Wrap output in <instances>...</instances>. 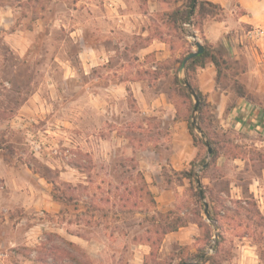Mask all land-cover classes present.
Instances as JSON below:
<instances>
[{"label":"crops","instance_id":"obj_1","mask_svg":"<svg viewBox=\"0 0 264 264\" xmlns=\"http://www.w3.org/2000/svg\"><path fill=\"white\" fill-rule=\"evenodd\" d=\"M184 1L178 0L174 6L165 0H142L133 5L125 0H105L101 6L86 3L80 12V6L67 8L64 16L54 17L50 24L77 46L76 58L80 64L79 74L66 49L54 56L62 65L64 78L75 82L83 92L80 99L67 101L66 119L52 116L56 123L66 120L70 128L66 131L68 144L72 143L70 150L77 149V140L81 141V148L87 154H91L95 146L100 149L107 145L119 148L120 153L142 173L152 200L151 213L171 212L184 221L182 226L171 231H163L154 224L146 228V233L161 236L155 245L159 257L154 262L149 260L151 264H178L184 253L192 256L198 249L207 248L202 227L193 219L187 206L189 198H196L188 195L194 187L193 182L199 186L204 183V178L194 180L181 174L192 167L191 162H195L199 147L194 145L189 132L188 114H182L181 106L168 93L171 87L167 88L162 77L168 72L164 71L162 64L174 62L168 71L175 81L181 64L179 60L182 62L187 54L196 50V41L202 44L203 51L206 45L221 55L219 68L209 59L204 65L196 66L190 85H195L206 104L214 109L222 127L264 137V36L251 39L246 34L254 27L264 29V0H202L218 5L221 14L220 18L204 17L197 27L168 18L166 13L180 7ZM0 13L4 18L7 16L0 21L3 39L18 57L26 58L32 35L38 37L39 28L44 27L45 22L36 19L34 29L30 31L21 25L15 27L9 16V5L0 7ZM175 83L176 88L182 87V84ZM237 84L245 95L236 91ZM42 85L43 82L36 87V95ZM51 85L54 87L53 83ZM184 91L183 88L182 96L186 97ZM29 102L32 103V99L24 101L21 108L27 107ZM20 114L11 120L18 117L25 121ZM79 122L83 124L81 131L75 130ZM221 158L226 160L217 155L215 161ZM67 167L68 171L61 168L59 174L68 176L71 171H78L75 166ZM193 168L197 173L196 167ZM14 172L27 173V178L16 177L18 175L14 176ZM260 173L247 184L246 190L251 196L241 194V186L229 180L226 193L217 196L216 201L229 205L236 202L246 204L247 199L255 198L257 203L263 202L258 191L264 167ZM0 177V188H7L14 206L21 207L26 213L35 211L37 215L49 213L55 217L61 213L63 203L49 195L44 178L27 164H10L1 156ZM82 182L88 183L87 180ZM2 198L6 199L4 195ZM27 198L30 203L24 202ZM201 200L203 209L200 216L209 224L211 234H226L225 230L217 227L223 211L217 214L216 222L212 221L209 214L213 213L214 201H210L206 194ZM259 211L264 216L261 208ZM54 226L56 224L52 221L40 219L27 227L26 234L30 237L27 245L39 243L42 232L50 228L71 243L78 244L86 253L94 250L93 245L80 235ZM226 226L230 233L233 227ZM234 228L236 231L240 229L238 226ZM245 236L236 240L231 253L217 256L218 253L213 252L216 264H262L255 245ZM153 246L151 242L132 245L133 257L128 264H147L145 260L154 252ZM171 247H174V252ZM166 256L167 260H163L162 257ZM184 263L196 264V260L185 259Z\"/></svg>","mask_w":264,"mask_h":264},{"label":"rangeland","instance_id":"obj_2","mask_svg":"<svg viewBox=\"0 0 264 264\" xmlns=\"http://www.w3.org/2000/svg\"><path fill=\"white\" fill-rule=\"evenodd\" d=\"M104 1L0 0V7H11L9 16L15 27L21 25L33 31L36 19L45 22V26L39 28L38 37L32 35L33 40L26 58L18 57L6 43L0 27V157L3 156L10 164H27L44 178L49 195L61 196L64 205L61 213L55 217L49 213L37 215L35 211L26 213L10 201L7 188H0V264H128L133 257L132 245H141L150 239L155 248L157 243L156 235L146 233L155 214L151 213L150 197L145 193V180L129 158L122 155L119 148L108 145L104 149L95 146L92 153L87 154L83 152L80 140H77V149L74 151L70 150L72 143L68 144L66 131L70 128L65 120L68 113L66 104L69 99H80L83 92L75 82L64 78L62 65L54 56L66 49L79 74L80 64L76 58L77 46L72 45L60 29L51 27V20L64 16L67 8L72 6H80V12L86 3L101 6ZM125 1L133 5L142 0ZM165 1L174 6L178 0ZM6 18L7 16L4 18L0 15L1 22ZM173 63L167 62L161 66L168 72L162 76L164 83L167 88L171 87L168 93L181 106L182 114H191L189 99L182 96L183 88H176L177 84L168 71ZM79 76L80 80L81 75ZM41 82L42 88L36 95L35 89ZM29 99L33 102L21 108L22 103ZM19 112L25 121L18 117L11 120ZM53 115L65 119L56 123ZM202 117L201 125L196 119L197 124L207 134L204 135L208 141L209 138L213 141V144L210 141L209 144L216 150V155H222L226 160H206V148L196 140V146L199 147L195 160L198 171L196 179L201 180L202 177L204 183L197 186L194 181V187L188 195L193 197L198 189L202 195L206 194L210 201H214L212 210L216 216L223 211L219 214L217 227L225 230L226 234L212 235L214 242H210V246H213L215 241H219L217 256H224V252L231 253L236 240L246 235L245 239L255 245L256 253L264 264V216L259 211L261 208L264 212V177L259 180L261 189L258 191L263 202L257 203L255 198L247 199L246 204L236 202L229 205L216 201L217 196L226 193L229 180L241 186V194L251 196L246 188L253 177H259L264 167V137L222 127L210 105L203 108ZM82 125L81 122L76 124L75 130L81 131ZM193 132L198 136L194 126ZM203 158L204 162L201 164ZM205 162L207 165L204 167ZM68 165L77 167L78 171H71L68 176L65 173L59 174L61 168L68 171ZM202 168L205 169L201 170ZM26 174L14 172V176L18 175L16 177L27 178ZM82 174L86 176L82 177ZM86 180L87 184L82 182ZM1 185L0 177V187ZM24 202L30 203V199L27 198ZM187 206L193 219L199 222V214L203 209L202 200L200 203L196 198H189ZM40 219L52 221L56 224L54 227H63L80 235L93 245L94 250L88 254L78 244H69L70 241L50 228L42 232L39 243L27 245L30 241L26 234L27 227ZM226 225L233 227L230 233ZM235 226L240 229L236 231ZM202 232L205 233V227ZM173 250L174 247L172 252ZM156 254L155 248L145 262L151 264L149 260H157L159 255ZM162 258L167 260V256Z\"/></svg>","mask_w":264,"mask_h":264},{"label":"trees","instance_id":"obj_3","mask_svg":"<svg viewBox=\"0 0 264 264\" xmlns=\"http://www.w3.org/2000/svg\"><path fill=\"white\" fill-rule=\"evenodd\" d=\"M195 11H196V14H195ZM166 14L168 15V18L172 21H175V22L179 21V23H190L197 27L201 23V20L206 16L220 18L221 8L218 5L213 4L211 2H207V1L185 0L184 3L180 7H177V8L175 7L171 11H168ZM191 17L193 19H191ZM208 59L211 60L216 65V67L219 68V62L221 59V55L219 56L218 54L214 53L208 46L204 45V51L201 54L196 55L195 57H193L187 62L185 66L186 79L188 80L190 84H191L190 76L192 74V71L195 69L196 66L204 65L205 61ZM179 63H181V59L179 60ZM175 81L181 85L180 80L176 76H175ZM192 88L194 89L196 97L198 99L196 119L201 125V122L203 121L202 111H203V108L206 107L207 104L205 102L203 95L198 91L195 85H192ZM235 89L240 95H245V91L242 89V87L239 84L235 86ZM184 93L189 99V111H191L192 101H191L190 95L187 91H184ZM187 121H188V129H189L190 134L192 135V140H193L194 145H196V140L199 141L200 143H203L202 140L198 136H195L193 132V126L190 123V113L187 115ZM204 134L206 133L204 132ZM209 141L211 144H213V141L210 138H209ZM215 156L217 157L216 150H213L212 154L210 155V159H216ZM203 162H204V158L203 160H201V164ZM191 166L192 167L189 170L182 171L181 174L189 179L196 180L197 174L193 168L195 166L194 161L191 162ZM203 169L205 168H202L201 170ZM200 179H202V177ZM145 186H146V183H145ZM145 193L146 195L150 197V201L152 202L150 192L148 191L147 188L145 190ZM194 195L196 197V200L201 203L202 192L197 189L195 190ZM53 197L54 199L60 200V201L63 199L61 198V196L53 195ZM209 215H210V220L215 221V222L217 221V216L215 214L212 213ZM151 220H152L151 221L152 224L158 225L159 227L162 228L163 231L176 230L178 227L184 224V221L180 217H178L177 215H172L171 212L157 213L154 216H152ZM197 223L202 228L205 227V233L203 232L204 241H205V244H207L206 247H209L210 242L213 241L212 234H211V228L209 224H205V222H203L202 217ZM160 237L161 236L157 235V240H156L157 242L160 240ZM149 242L153 243L150 239H147L146 243H149ZM218 243H219L218 240L215 241V245L212 246L211 253H208L205 248V250L198 249L197 252L193 254L192 256H189L186 254L184 256L181 255V260L179 261L178 264H182V262L185 259H190V258L195 259L196 264H201L204 262H208V264H216L215 257L213 256V252L218 251L217 250ZM69 244H72V243H69Z\"/></svg>","mask_w":264,"mask_h":264},{"label":"water","instance_id":"obj_4","mask_svg":"<svg viewBox=\"0 0 264 264\" xmlns=\"http://www.w3.org/2000/svg\"><path fill=\"white\" fill-rule=\"evenodd\" d=\"M194 46L196 47V50L190 52L189 54H187L183 58L180 66H179V69H178V78L181 81L182 87L189 93V95L191 97L192 110H191V114H190V123L194 126L195 132L198 134L200 139L203 141V144H204V146L206 148V156H205V158L207 160L209 158V156L211 155V153L213 152V148L209 144V141L206 138V136L204 135L202 129L197 124L196 113H197V107H198V99L196 97L195 91L193 90L192 86L190 85V83L188 82V80L186 79V76H185V66H186L187 62L190 59H192L193 57H195L196 55L201 54L203 52V46H202L201 43L196 41L194 43ZM206 165H207V162H205L203 164L204 167ZM204 206H205L204 213L207 215L206 204H204Z\"/></svg>","mask_w":264,"mask_h":264},{"label":"built area","instance_id":"obj_5","mask_svg":"<svg viewBox=\"0 0 264 264\" xmlns=\"http://www.w3.org/2000/svg\"><path fill=\"white\" fill-rule=\"evenodd\" d=\"M247 36L249 38H258V37H262L264 36V29L263 28H260V27H254V28H251L250 30H248L246 32ZM206 251L208 253H211L212 252V246H209L206 248Z\"/></svg>","mask_w":264,"mask_h":264}]
</instances>
